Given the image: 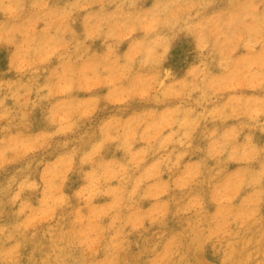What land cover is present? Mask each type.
Masks as SVG:
<instances>
[{"label": "rangeland", "instance_id": "rangeland-1", "mask_svg": "<svg viewBox=\"0 0 264 264\" xmlns=\"http://www.w3.org/2000/svg\"><path fill=\"white\" fill-rule=\"evenodd\" d=\"M0 264H264V0H0Z\"/></svg>", "mask_w": 264, "mask_h": 264}]
</instances>
